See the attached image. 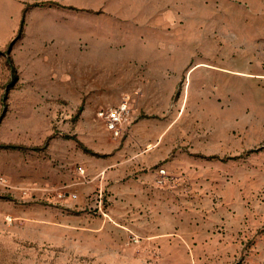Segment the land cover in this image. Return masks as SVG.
Returning <instances> with one entry per match:
<instances>
[{"label":"rangeland","instance_id":"rangeland-1","mask_svg":"<svg viewBox=\"0 0 264 264\" xmlns=\"http://www.w3.org/2000/svg\"><path fill=\"white\" fill-rule=\"evenodd\" d=\"M161 1L160 84L109 66L132 19L72 45L65 99H24L0 42V264H264V0Z\"/></svg>","mask_w":264,"mask_h":264},{"label":"crops","instance_id":"crops-1","mask_svg":"<svg viewBox=\"0 0 264 264\" xmlns=\"http://www.w3.org/2000/svg\"><path fill=\"white\" fill-rule=\"evenodd\" d=\"M161 2V0H0V42L5 43L4 48L22 28L21 37L12 45L9 57L17 71L16 85L23 84L25 87L23 91L28 95L23 98L43 99L41 95H54L48 99L67 98L70 92L71 68L78 63L71 62L72 45L84 41L86 44H97L99 55H108L106 49L112 45L111 38L123 33L121 31L123 23L119 25V22H126L129 19L133 20L129 48L121 59L117 58L115 51L117 48H112L111 55L116 58L109 66L124 69L132 63L138 69L147 70L148 75H152L151 70H154L155 74H158V79L155 77L156 81L150 80L149 84H160L161 78L163 79L161 70L178 67V64L175 61L169 66L171 64L167 61L166 50L160 51L158 44L154 48L149 47L141 40L147 34L145 27L134 28L142 18L146 16L154 18L157 12L165 10L160 8ZM138 3L144 7L136 9L134 6ZM141 14L145 16L141 18ZM163 16L165 20V13ZM157 18L156 28H159L162 17ZM152 49L156 53V59L150 57ZM98 65L106 64L103 62ZM115 75L119 76L117 87L119 83L125 84V79L129 77L124 72H116ZM101 90L103 89L98 91Z\"/></svg>","mask_w":264,"mask_h":264},{"label":"built area","instance_id":"built-area-1","mask_svg":"<svg viewBox=\"0 0 264 264\" xmlns=\"http://www.w3.org/2000/svg\"><path fill=\"white\" fill-rule=\"evenodd\" d=\"M119 110L122 112L123 110H125V106L119 107ZM110 117L111 118L108 121V129L111 132H113V134L115 136H119L121 131H122L121 127L119 126L120 125V115L118 113L112 112V113H110ZM163 172H164V170H161L160 172H158V176H160V178L165 177V174Z\"/></svg>","mask_w":264,"mask_h":264},{"label":"trees","instance_id":"trees-1","mask_svg":"<svg viewBox=\"0 0 264 264\" xmlns=\"http://www.w3.org/2000/svg\"><path fill=\"white\" fill-rule=\"evenodd\" d=\"M21 33H22V28L19 30L18 34L16 35V37L10 42V44L7 47V52L8 54L11 51L12 45L21 37Z\"/></svg>","mask_w":264,"mask_h":264}]
</instances>
